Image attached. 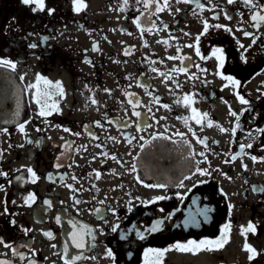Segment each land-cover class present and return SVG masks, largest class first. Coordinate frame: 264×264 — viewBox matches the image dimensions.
Here are the masks:
<instances>
[{
  "label": "flooded vegetation",
  "instance_id": "af4514ba",
  "mask_svg": "<svg viewBox=\"0 0 264 264\" xmlns=\"http://www.w3.org/2000/svg\"><path fill=\"white\" fill-rule=\"evenodd\" d=\"M82 3L77 12L73 0H45L34 12L22 0H0V59L16 65L1 68L23 89L22 115L0 123V261L145 264L152 249L164 255L149 253L150 264H215L235 223L251 221L260 235L264 222V24L251 19L264 0H198L202 9L177 0L147 9L143 0ZM37 74L60 82L63 96L49 101L59 111L39 115L30 87ZM197 113L207 114L200 124ZM226 224L221 250L174 247L219 239Z\"/></svg>",
  "mask_w": 264,
  "mask_h": 264
},
{
  "label": "snow or ice",
  "instance_id": "6c2138e0",
  "mask_svg": "<svg viewBox=\"0 0 264 264\" xmlns=\"http://www.w3.org/2000/svg\"><path fill=\"white\" fill-rule=\"evenodd\" d=\"M136 2L140 3L141 0H136ZM155 2H156V0H143L145 9L149 8L150 3H155ZM177 2H185V3L192 2V3H196L197 7H200L201 9L203 8V6L198 3V0H177ZM235 2H236V0H228L229 4H232V3H235ZM22 3L25 4V5H29V6H33L34 5V7H32V11H34V12L35 11H44L45 10V0H22ZM73 3H74V10L77 11V12H79L83 7H85V5L82 3V0H73ZM243 3L246 6L255 7V5L253 3V0H243ZM124 4L126 6L128 4V0H124ZM164 6H167V0H165ZM121 10H124V9L122 8ZM161 10H163V9L160 8V7H157V9H156V11H161ZM54 11H55L54 9H48V14L51 15ZM262 13H264V7H261L260 11L253 13L251 19H252V21H254V24H253L254 27H259L262 24H264V14H262ZM142 15H143V13H142ZM226 17L229 18V19L231 18L230 16H227V14H226ZM134 23H136L137 27H139L140 26V18L137 17L134 20ZM208 27L209 26H208L207 22H205L204 33H206L208 31ZM215 27L219 28V27H222V26L221 25H216ZM226 30L230 31V29H226ZM204 33H202V34H204ZM244 35L245 36H250L252 34H250L248 32H244ZM196 39H197V42H198L199 41V36L196 37ZM253 43H255V39H253ZM189 46L191 47V45H189ZM30 47H36V45L32 44V45H30ZM241 47H243V46H241ZM196 53H197V55H200L198 47L196 48ZM213 55L220 62V67H223L224 57H223L222 50L221 49H215L214 52H213ZM201 58L203 59L204 57H201ZM169 59H175V57H169ZM0 67L11 68V69L14 70L16 65L12 61H10L8 59H0ZM197 67H199V66H197ZM180 71H185V69L181 68ZM202 71H205V70L202 69ZM161 75H163V73H161ZM21 79H23V78L21 77ZM225 79L232 80L231 77H225ZM232 83L234 85L238 86L239 82L235 81V80H232ZM41 85H43V87H41ZM30 87L35 89V102L38 105H41V110L39 112V115L46 116V115H50L51 111H59L56 102L53 101L52 103H49V101H52V97L53 96H60V97L63 96V94H64L63 93V88H62L60 82L53 83L52 81H49L46 78L42 77L41 75L37 74L36 83L33 84V85H30ZM237 96H238V99H239L241 104H248L249 103V101H247L243 96H240L238 93H237ZM184 100H185V102L187 104V103L190 102L191 98L186 96L184 98ZM93 103H96V101L93 100ZM129 103H132V101L130 100ZM136 104H139L138 100L136 101ZM164 107H168V106L164 105ZM247 110L248 109H245V111H247ZM149 111H151V109H149ZM229 111H230V115H232L234 117H237V119H239V117L237 116V113L232 112L231 109H229ZM193 112L195 113V109H193ZM134 115L139 117L141 115V113L134 112ZM206 116H207L206 113L203 114L202 116H201V114L197 113L196 116L194 117L196 119V123L200 124L202 119L204 117H206ZM209 126H212L211 125V121H209ZM20 130L23 131V126H21ZM65 131H68V129H65ZM221 131H227V130L221 128ZM178 135H182V134H178ZM163 138L167 139V137H163ZM198 142L203 143L204 141L199 140ZM243 147H244V145H241V149H243ZM247 147L251 148L252 145L249 144V145H247ZM201 155H203V153H201ZM113 159H115V157H113ZM233 159H235V157H233ZM252 159H253V161H255L257 158L256 157H252ZM57 166H59V165H57ZM244 167L246 168V165ZM197 170L200 171L202 175L206 174L205 171H203V170H199V169H197ZM28 171L32 173L33 182H35V179H36L35 173L32 172V169H28ZM0 175L6 176L7 174L0 172ZM98 178H99V173H97V179ZM145 186L146 187H164L165 185L158 184V185H145ZM180 186L182 187L183 184L181 183ZM0 190H2V186H0ZM255 190H257V189L254 188V191ZM260 190L264 191V189H260ZM158 199H164V197H158ZM34 202H35V196L33 194H30L28 196L27 200H26V203L30 206L31 203H34ZM76 203H81V201L77 200ZM5 211H7V209H5ZM96 212L99 213L100 209H96ZM202 214L206 216L207 215V210H205L204 213H202ZM12 223L15 224V221H12ZM74 227H75V225H74ZM229 229H230V224H226L224 226V229H223V235L219 239H215V240H207L206 239V240H201L199 242H197V241H188L187 244L177 243L174 247L178 251L190 252V253H193V254H196L199 251L221 250L229 242V236H228ZM112 230L115 231L116 229L113 228ZM156 230H157L156 226H154L153 228L149 229V231H156ZM27 231H29V230L25 229V232H27ZM248 232H251L253 234L256 233V226L251 221L248 223L246 228H242L241 234L245 235V237H246V234ZM45 235L48 236L49 238L52 237V234L50 232L45 233ZM71 238H72V240L75 243V246L77 248H82L83 247V240H82V236H81L80 232H75L74 231L72 233V237ZM141 238H143V237H141ZM0 243H3L2 239H0ZM5 246L9 247L10 245L5 244ZM52 246L54 248L56 247V245H52ZM13 251H14V255H16L15 250H13ZM244 251L249 253V256H248L249 261L254 259L256 255H258L256 250L254 248H252L250 245H248L247 242L244 245ZM64 252H65V255H67V245H65ZM153 252H155V255L157 257H162L164 255L163 251H155V250L149 249L148 252L145 253V256H146L145 264H150V261L147 259V257L149 255V253H153ZM111 255H112V253H111V251H109L108 252V256L111 257ZM79 258L80 257H77V259H79ZM93 259H95V257H93ZM0 264H9V262L8 261H0ZM65 264H69V261L67 259H65Z\"/></svg>",
  "mask_w": 264,
  "mask_h": 264
},
{
  "label": "rangeland",
  "instance_id": "374dc122",
  "mask_svg": "<svg viewBox=\"0 0 264 264\" xmlns=\"http://www.w3.org/2000/svg\"><path fill=\"white\" fill-rule=\"evenodd\" d=\"M246 223L237 222L234 224L233 240L222 252L219 251L215 259V264H264V222L259 224L260 235L258 231L255 234L248 232L245 235L241 234L242 228H246ZM258 227H256L257 230ZM239 232V234H235ZM240 239V242H238ZM247 242L256 250L258 255L249 261V253L244 251V245ZM219 258V262L217 259Z\"/></svg>",
  "mask_w": 264,
  "mask_h": 264
},
{
  "label": "water",
  "instance_id": "95a60500",
  "mask_svg": "<svg viewBox=\"0 0 264 264\" xmlns=\"http://www.w3.org/2000/svg\"><path fill=\"white\" fill-rule=\"evenodd\" d=\"M21 94L14 75L0 68V123H12L22 114Z\"/></svg>",
  "mask_w": 264,
  "mask_h": 264
}]
</instances>
